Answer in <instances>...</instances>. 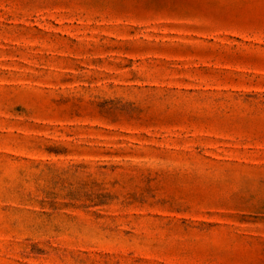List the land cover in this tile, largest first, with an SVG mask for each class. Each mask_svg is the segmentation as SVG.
Wrapping results in <instances>:
<instances>
[{
	"label": "rangeland",
	"instance_id": "obj_1",
	"mask_svg": "<svg viewBox=\"0 0 264 264\" xmlns=\"http://www.w3.org/2000/svg\"><path fill=\"white\" fill-rule=\"evenodd\" d=\"M0 264H264V0H0Z\"/></svg>",
	"mask_w": 264,
	"mask_h": 264
}]
</instances>
